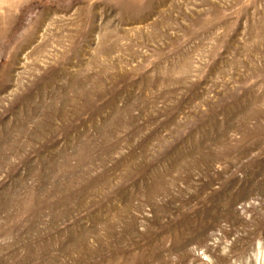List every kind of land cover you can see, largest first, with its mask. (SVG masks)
<instances>
[{
    "label": "rangeland",
    "instance_id": "obj_1",
    "mask_svg": "<svg viewBox=\"0 0 264 264\" xmlns=\"http://www.w3.org/2000/svg\"><path fill=\"white\" fill-rule=\"evenodd\" d=\"M0 264H264V0H0Z\"/></svg>",
    "mask_w": 264,
    "mask_h": 264
}]
</instances>
